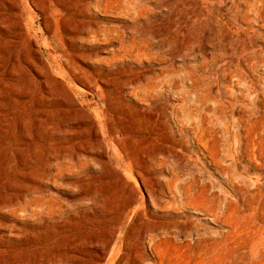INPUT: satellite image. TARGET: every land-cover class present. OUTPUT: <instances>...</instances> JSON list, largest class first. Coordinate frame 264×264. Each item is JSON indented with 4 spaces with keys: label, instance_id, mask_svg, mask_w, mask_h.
Returning a JSON list of instances; mask_svg holds the SVG:
<instances>
[{
    "label": "rangeland",
    "instance_id": "rangeland-1",
    "mask_svg": "<svg viewBox=\"0 0 264 264\" xmlns=\"http://www.w3.org/2000/svg\"><path fill=\"white\" fill-rule=\"evenodd\" d=\"M0 264H264V0H0Z\"/></svg>",
    "mask_w": 264,
    "mask_h": 264
},
{
    "label": "bare ground",
    "instance_id": "bare-ground-1",
    "mask_svg": "<svg viewBox=\"0 0 264 264\" xmlns=\"http://www.w3.org/2000/svg\"><path fill=\"white\" fill-rule=\"evenodd\" d=\"M260 190H261V189H260ZM243 191H244V189H243V188H240V192H243ZM252 193H253V192H252ZM257 194H258V192H257ZM257 194H256V195H257ZM195 195H196V194H195ZM195 195H194V196H195ZM200 195H202V193H201ZM253 195H254V193H253ZM247 196H248V195H247ZM205 197H206V196H205ZM243 197H244V196H243ZM259 197H260V196H259ZM245 198H246V197H245ZM252 198H253V196L250 197V200H251ZM256 198H257V196H256ZM204 199H206V198H204ZM208 199H209V198H208ZM253 199H254V198H253ZM260 199H261V198H260ZM195 200H196V199H195ZM247 200H248V199H247ZM256 200H257V199H256ZM203 201H204V200H203ZM209 202H210V201H209ZM242 202H243V201H242ZM206 203H207V202H206ZM248 203H249V202H248ZM250 204H252V202H251ZM255 204H256V203H255ZM229 205H230V204H229ZM241 205H242V204H241ZM233 206H234V205H233ZM243 207H244V206H243ZM243 207H242V208H243ZM236 208H237V207H236ZM239 208H240V207H239ZM252 208H253V207H252ZM233 210H234V209H233ZM237 210H238V209H237ZM245 210H246V209H245ZM245 210H244V211H245ZM236 212H237V211H236ZM245 212H246V211H245ZM253 212H254V211H253ZM242 213H243V212H242ZM251 213H252V212H251ZM251 213H250V214H251ZM243 215H244V214H243ZM235 216H236V215H235ZM248 216H249V215H248ZM241 217H243V216H241ZM232 232H233V231H232Z\"/></svg>",
    "mask_w": 264,
    "mask_h": 264
}]
</instances>
